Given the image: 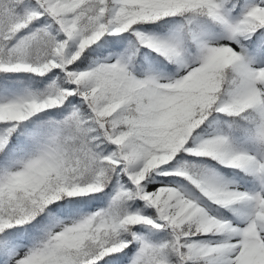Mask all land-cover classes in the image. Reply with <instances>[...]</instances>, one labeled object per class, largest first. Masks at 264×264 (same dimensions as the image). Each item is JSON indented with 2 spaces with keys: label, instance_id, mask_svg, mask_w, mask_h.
<instances>
[{
  "label": "rangeland",
  "instance_id": "rangeland-1",
  "mask_svg": "<svg viewBox=\"0 0 264 264\" xmlns=\"http://www.w3.org/2000/svg\"><path fill=\"white\" fill-rule=\"evenodd\" d=\"M145 1L150 0H0V61L4 68L14 71L22 67L33 75L55 73L41 87L2 89L0 120L9 122L5 118L7 111L20 108L27 101H33L34 111L47 101L51 102V106L64 104L67 93L83 98L96 94L86 101L90 112L100 119L105 113L109 115L121 107L127 96L145 111L146 122L157 129L164 128L163 142L171 147V150L160 148L156 152L151 151L150 148H154L152 142H134L127 138L121 128L111 130L101 119L97 126L90 122L91 117H85L78 105L73 106L65 120L67 130H71L67 139H75L74 144L67 145L70 149L63 150L68 154L63 162L66 187L71 193L104 190V175L112 174L109 198L91 209L54 215L49 231L40 236L35 244L10 242L7 256L0 264H58L53 259L55 249L63 243L87 238L91 241L87 243V250L101 244L104 254L110 252L111 248L121 249L132 245L133 252L124 264H165L154 244L132 222L141 220L179 232L188 219L197 213L196 221L199 225H206L208 231L214 227L213 222L218 217L212 201L225 199L218 194L219 191L230 184L245 181L240 169L224 172L222 166L236 165L247 169L264 167L262 156L250 151L240 154L226 147L225 135L219 131L214 135L202 134L193 138L190 152L194 156L209 155L216 161L185 158L179 163L175 162L178 145L189 141L192 134L189 129L175 126L178 118L187 112L185 102L189 92L186 91L210 84L212 69L232 59L237 44L231 39L220 43L200 41L203 58L189 61L182 53L181 31L176 30L172 37H163L146 30L138 20L140 9L137 5L128 14L125 3ZM106 2L111 6V15L115 18L113 22L106 18ZM261 2L264 0H252L251 12L264 18V12L258 13L256 10ZM214 14L222 17L220 6ZM124 18L129 19L126 24L128 28L135 26L139 33H144L148 45L158 47L159 51L176 53L182 64L181 76L168 80L159 75L155 66L146 73L130 71L126 63L128 56L120 57L114 53L99 58L97 70L91 72L69 67L70 61L67 59L69 56L76 58L75 53L82 47V39L88 42L99 32L102 34L97 39L105 32H120L125 26ZM26 19L32 23L20 30L9 43L13 28L24 24ZM227 45H231L228 51ZM262 64L264 61L257 65L260 67ZM240 70L245 78L228 92L229 100L221 98L215 103L214 110L219 113L253 105L264 118V77L256 74L253 64H240ZM101 80L111 89H105L104 95L99 93ZM61 126H64L63 122L54 125L44 137L38 134L39 131L31 130L34 136L29 142L31 145L20 147L15 160L0 175V194L15 196L22 189L37 191L53 175ZM259 133L264 137V124ZM4 139L8 142L9 137L5 130L0 129V149L7 144L6 141L3 143ZM162 157H166L168 162L161 164L159 158ZM137 165L139 170L134 169ZM152 182L166 187L155 201L147 194ZM199 182L206 186L200 187ZM133 189L137 190V198L133 202L135 206L122 213V209L129 206L122 199L127 193L132 194ZM174 192L186 203L182 212L170 202ZM246 193L251 196L241 197V212L230 216L224 224L229 229L228 236L202 235V231L181 240L177 235L176 245L185 263H231L230 239L240 236V249L234 264H264V208L259 213L264 194L257 190ZM185 197L186 200L183 199ZM126 226L132 230L130 239L124 237ZM167 264L179 263L169 260Z\"/></svg>",
  "mask_w": 264,
  "mask_h": 264
},
{
  "label": "trees",
  "instance_id": "trees-1",
  "mask_svg": "<svg viewBox=\"0 0 264 264\" xmlns=\"http://www.w3.org/2000/svg\"><path fill=\"white\" fill-rule=\"evenodd\" d=\"M246 5L247 2L245 0L239 3V7L242 10L247 7ZM139 6L143 8L140 15L141 19L149 21L150 23H154L152 26L155 28L163 27L170 31L173 26L177 25V20L172 22L173 19L168 20V17L172 18L170 17V14L175 13L176 16L187 18L186 20L190 26L194 25V28H200L202 33L212 36L214 39H218L220 35V32L211 29L206 22H200L199 20L190 16V11H199V9H201V5H199L198 2H189L187 0H169L164 2L153 1ZM253 21L254 22L252 23L243 25L241 31L236 35L239 37L242 36L244 32H250L248 37H254L257 36V33L263 31L264 22L260 19H254ZM125 33L129 34L131 33V30L129 29ZM121 36L122 35L114 37L118 39ZM134 37L139 39V36L137 35ZM106 38L107 37H104L98 44L85 48L80 58L72 63L73 66L85 69L89 67L88 65L93 63L96 57L99 55H104L106 51L112 49L113 41L110 42V39ZM126 38L128 37L126 36ZM243 47H246L247 50L245 53L248 57H254V53H248L249 49L245 43ZM142 48H146V46L143 45ZM169 60L171 63L175 64L172 57H169ZM174 71L176 73L177 70L175 69ZM15 74L5 72L0 64V84H2V82H8V84H10L13 82V77ZM239 77L240 74L237 72L235 60L226 63L221 68H215L213 70L214 86L204 92L202 97H198V95L201 93H195V95L192 93L190 94L188 100V114L184 121L179 122L180 125L191 129L194 132L193 134L198 133L200 130L209 131L217 128L227 129V131H229L228 126L230 124V120L227 118V116L217 115L211 112L210 108L213 106L214 101L220 95H223L226 89L236 85ZM246 113L247 115L245 117H241V122H236V126L241 125L246 120L255 118V115L252 113L251 109ZM104 119L111 129L115 130L116 128H121L126 133L127 137L133 141L152 142V140H155L156 144H162L161 141L158 142V138L154 135L158 130L144 121L142 114L137 108L131 109L129 106L124 105L117 111L112 112L109 115H105ZM94 121L95 124L98 123L95 118ZM235 121L236 120H234V122ZM11 135L13 141H18L21 138V129L11 131ZM230 140L237 146L243 145L241 143H235L232 137ZM246 144L248 148L256 149L259 153L264 154V142L253 141L252 143H249L246 141ZM188 147L189 143L184 145L182 144L180 146L182 149H188ZM12 150L13 149L11 147H8L5 151L0 153V164L3 160L7 159ZM249 178L252 182V187L259 183L264 184V170L262 172H251L249 174ZM105 179L106 182L110 180L108 177ZM133 193L134 196L137 195L136 192L133 191ZM90 198L92 197L82 196L79 194V192L76 194H71L68 189H66L65 182L61 176H56L54 180H50V182L36 194L28 191H22L18 194V196L15 197L0 196V251L7 236L22 239L27 243H32L38 233L45 229L52 210H59L62 212L65 209L71 210V208H78L81 204L85 205L90 200ZM235 206V204H228L226 210L231 211V209ZM197 226L198 225L194 219L187 221L178 232L180 239L185 240L187 238L196 236L193 233V229L200 231L203 230L199 229ZM142 228L146 231V233L150 232L151 237L158 243L164 258L174 261L175 263L178 262L179 264H182L180 263L181 255L176 245V235L171 229ZM126 232L127 234L129 233L128 230ZM212 232H217L218 234L220 233V235H226V232L222 227H215ZM85 245L87 244L78 242L71 245H65L63 248L57 250L55 253V259L57 263L115 264L116 261L120 262L121 258H125L128 253L131 252H115L111 255L102 256L100 261L95 262L94 256L101 254L102 246H97L96 250L93 252V254H91V250L88 251ZM187 264L191 263L188 262Z\"/></svg>",
  "mask_w": 264,
  "mask_h": 264
},
{
  "label": "bare ground",
  "instance_id": "bare-ground-1",
  "mask_svg": "<svg viewBox=\"0 0 264 264\" xmlns=\"http://www.w3.org/2000/svg\"><path fill=\"white\" fill-rule=\"evenodd\" d=\"M259 10L261 12H264V3H262L259 6ZM83 42L84 41H81V43H83ZM258 75L259 76L264 75V65L261 68L258 69ZM31 109H32L31 104H25L21 108H12V109H9L7 111V113H6L5 118L6 119H10V120L20 119L22 117H25L30 112ZM5 141H6V139L3 140V143ZM159 162L161 164H165L166 162H168V159L166 157H162V158H159ZM134 169L139 170L138 169V165L135 166ZM165 188L166 187L157 185L156 183L152 182L149 185L147 194H148L149 198H151V200H154L155 201V200L158 199V197L161 195V193L163 192V190ZM236 189H238L239 192H243V190H242V188L240 186H238V185L235 186L234 184H232V185L227 186L225 189H222L221 190V193L223 194V196H230L231 193L234 190H236ZM170 202H172L173 204H175L176 207L179 208V212H182L186 208V203L183 202V200L181 199V197L179 196V194L177 192H174L171 195ZM204 217H206V216H204ZM235 240H236V237H232L230 239V244L234 245L235 244Z\"/></svg>",
  "mask_w": 264,
  "mask_h": 264
}]
</instances>
